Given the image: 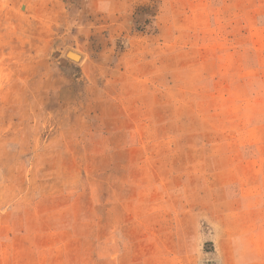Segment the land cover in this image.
<instances>
[{
    "label": "rangeland",
    "instance_id": "374dc122",
    "mask_svg": "<svg viewBox=\"0 0 264 264\" xmlns=\"http://www.w3.org/2000/svg\"><path fill=\"white\" fill-rule=\"evenodd\" d=\"M0 264H264V0H0Z\"/></svg>",
    "mask_w": 264,
    "mask_h": 264
},
{
    "label": "water",
    "instance_id": "95a60500",
    "mask_svg": "<svg viewBox=\"0 0 264 264\" xmlns=\"http://www.w3.org/2000/svg\"><path fill=\"white\" fill-rule=\"evenodd\" d=\"M66 55H67V57H69V58L79 59V55H77V54H75V53H73V52H71V51H68Z\"/></svg>",
    "mask_w": 264,
    "mask_h": 264
}]
</instances>
